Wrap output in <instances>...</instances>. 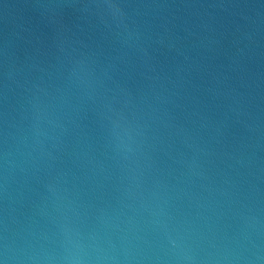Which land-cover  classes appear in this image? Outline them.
<instances>
[{"label":"water","instance_id":"water-1","mask_svg":"<svg viewBox=\"0 0 264 264\" xmlns=\"http://www.w3.org/2000/svg\"><path fill=\"white\" fill-rule=\"evenodd\" d=\"M0 264H264V0H0Z\"/></svg>","mask_w":264,"mask_h":264}]
</instances>
